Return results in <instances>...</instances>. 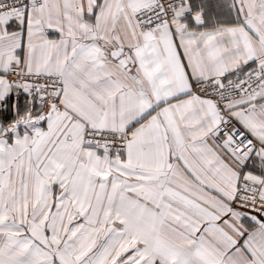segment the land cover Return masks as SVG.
I'll list each match as a JSON object with an SVG mask.
<instances>
[{
  "label": "snow or ice",
  "instance_id": "snow-or-ice-1",
  "mask_svg": "<svg viewBox=\"0 0 264 264\" xmlns=\"http://www.w3.org/2000/svg\"><path fill=\"white\" fill-rule=\"evenodd\" d=\"M0 264H264V0H0Z\"/></svg>",
  "mask_w": 264,
  "mask_h": 264
}]
</instances>
